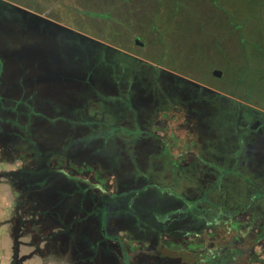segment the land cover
<instances>
[{"label":"rangeland","instance_id":"obj_1","mask_svg":"<svg viewBox=\"0 0 264 264\" xmlns=\"http://www.w3.org/2000/svg\"><path fill=\"white\" fill-rule=\"evenodd\" d=\"M0 264H264V0H0Z\"/></svg>","mask_w":264,"mask_h":264},{"label":"crops","instance_id":"obj_2","mask_svg":"<svg viewBox=\"0 0 264 264\" xmlns=\"http://www.w3.org/2000/svg\"><path fill=\"white\" fill-rule=\"evenodd\" d=\"M24 9L26 10L25 13H24V15L27 16V19H29L28 16L30 17V16L35 15L34 12H32L30 8L25 7ZM99 97H100V96H99Z\"/></svg>","mask_w":264,"mask_h":264},{"label":"trees","instance_id":"obj_3","mask_svg":"<svg viewBox=\"0 0 264 264\" xmlns=\"http://www.w3.org/2000/svg\"><path fill=\"white\" fill-rule=\"evenodd\" d=\"M174 15H177V14H173V18H175ZM225 15H226L227 18L231 19V17H230L229 14L225 13ZM238 27H239V26H234V29L237 30ZM242 42H243V40H242V41L240 40V44H241L242 46H244V43H242Z\"/></svg>","mask_w":264,"mask_h":264},{"label":"flooded vegetation","instance_id":"obj_4","mask_svg":"<svg viewBox=\"0 0 264 264\" xmlns=\"http://www.w3.org/2000/svg\"><path fill=\"white\" fill-rule=\"evenodd\" d=\"M47 7H48V6H47ZM47 7H46V8H47ZM27 20H28V19H27Z\"/></svg>","mask_w":264,"mask_h":264},{"label":"water","instance_id":"obj_5","mask_svg":"<svg viewBox=\"0 0 264 264\" xmlns=\"http://www.w3.org/2000/svg\"><path fill=\"white\" fill-rule=\"evenodd\" d=\"M43 4H45V3H43ZM46 5V4H45Z\"/></svg>","mask_w":264,"mask_h":264}]
</instances>
